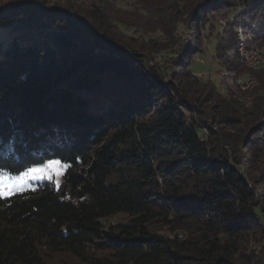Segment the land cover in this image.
I'll return each instance as SVG.
<instances>
[{
    "label": "trees",
    "instance_id": "1",
    "mask_svg": "<svg viewBox=\"0 0 264 264\" xmlns=\"http://www.w3.org/2000/svg\"><path fill=\"white\" fill-rule=\"evenodd\" d=\"M117 1L0 8L11 26L0 172L65 167L59 186L0 199V264L58 253L75 264H264V0H132L125 12ZM239 29L260 55L255 72L239 58ZM186 32L190 43L150 79L144 53ZM152 33L167 44L146 42ZM205 45L227 72L225 95L190 71ZM245 75L248 107L233 97ZM118 215L127 221L104 223Z\"/></svg>",
    "mask_w": 264,
    "mask_h": 264
},
{
    "label": "rangeland",
    "instance_id": "2",
    "mask_svg": "<svg viewBox=\"0 0 264 264\" xmlns=\"http://www.w3.org/2000/svg\"><path fill=\"white\" fill-rule=\"evenodd\" d=\"M61 0H47V7H53L55 4H59ZM7 3V0H0V8H2L5 4ZM135 2L132 0H118L117 2L114 3L117 9L122 10L123 12L125 11H130L133 9ZM11 30V26H0V45L1 47L5 46L8 40V36ZM179 30H182L181 27H179ZM240 30V29H239ZM124 31V30H123ZM129 35V33H127ZM157 37H161V39H165L166 41H161L157 40ZM145 41H155L156 43L160 45H166L167 44V39L163 37L159 33H152L148 34L144 37ZM181 39L178 42H176L175 45H173L170 49L165 50V51H153L151 54H148L147 52L144 53V57L142 58L141 62L142 65L147 69V73L150 77V79H154V73H152L151 69L155 68H164L169 62L172 60L176 59V57H172L173 53H177L180 51V47L182 46ZM206 46V45H205ZM207 47V51H205L203 54H198L193 58V61L190 65V71L193 75L202 77L203 80H208L210 79L211 82L218 88V90L225 95L224 89L219 85V82L222 80L223 75H222V67L221 65L215 61L212 58V52L211 50ZM215 47V42L211 41L210 48L213 50ZM146 49H149L148 46H146ZM243 79L247 78L248 75L245 76H240ZM234 84V83H233ZM49 161L45 162L44 164L48 163ZM39 167V166H36ZM64 168L62 170V174L59 175L56 178H53L51 180L49 179H41V180H34L29 182V187L26 188L24 191L31 190L34 186L35 183L41 182V181H49L54 183L55 185H60L62 182V176L64 173ZM127 221L126 217L118 215L115 217H112L110 219H107L104 221L106 225H116V224H122ZM160 233L166 235V231H160ZM44 263L45 264H75L76 261L68 254L66 253H58V254H52V255H46L44 257Z\"/></svg>",
    "mask_w": 264,
    "mask_h": 264
},
{
    "label": "built area",
    "instance_id": "3",
    "mask_svg": "<svg viewBox=\"0 0 264 264\" xmlns=\"http://www.w3.org/2000/svg\"><path fill=\"white\" fill-rule=\"evenodd\" d=\"M237 37L239 40L238 55L244 68L249 72L257 71L261 65L260 55L255 49L248 48L245 45L241 35V30H238ZM156 39L164 42L166 41L165 39H161V37H157ZM180 39L182 43L189 44L191 41V36L186 32L180 37ZM172 57H177V53H173ZM221 72L224 77L227 76V72L225 69H222ZM233 82L235 87L233 97L236 98L244 107H248L250 105L252 97L245 95V93L253 89V87L255 86V80L250 75H248V77L245 79H243L242 77L234 78Z\"/></svg>",
    "mask_w": 264,
    "mask_h": 264
},
{
    "label": "snow or ice",
    "instance_id": "4",
    "mask_svg": "<svg viewBox=\"0 0 264 264\" xmlns=\"http://www.w3.org/2000/svg\"><path fill=\"white\" fill-rule=\"evenodd\" d=\"M63 165L58 160H50L39 167H31L19 175L0 172V199L23 192L29 187V182L41 179H53L62 174ZM57 186L58 183H57Z\"/></svg>",
    "mask_w": 264,
    "mask_h": 264
}]
</instances>
